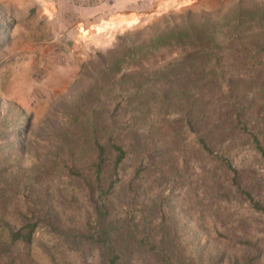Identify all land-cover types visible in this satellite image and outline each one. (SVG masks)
Instances as JSON below:
<instances>
[{"label": "trees", "instance_id": "trees-1", "mask_svg": "<svg viewBox=\"0 0 264 264\" xmlns=\"http://www.w3.org/2000/svg\"><path fill=\"white\" fill-rule=\"evenodd\" d=\"M108 54H97L100 68L45 158L22 177L0 169V264H21L12 248L28 256L40 229L98 249L102 264H135L142 252L205 264L179 248L175 198L210 237L238 223L227 211L264 215V0L171 13L119 36ZM63 181L88 200L82 228L54 214Z\"/></svg>", "mask_w": 264, "mask_h": 264}, {"label": "rangeland", "instance_id": "rangeland-1", "mask_svg": "<svg viewBox=\"0 0 264 264\" xmlns=\"http://www.w3.org/2000/svg\"><path fill=\"white\" fill-rule=\"evenodd\" d=\"M237 1L219 4L212 10H192L198 13L220 12L232 8ZM35 2L0 0V169L1 177L5 179L8 175L24 176L57 145L58 138L67 129L66 120L79 94L100 68L97 54L107 60L111 57L108 50L113 48L119 36L143 29L171 13L191 9L166 13L155 9L149 17L132 26H119L114 38L107 37L105 31L97 28L72 26L73 23L67 21L65 27L72 26L74 36H65L51 43L52 39L43 38L44 33L49 30L54 34L59 20L56 15L40 17L39 3ZM27 6L32 9H26ZM40 46L47 49L40 53L37 50ZM89 62H93L91 73L84 69ZM65 183L55 185L52 191L54 214L61 224L82 228L90 214L88 200L84 191L69 189ZM175 199L184 240L179 248L185 250L191 261L202 256L205 264H264L263 214L243 208L238 209L239 214L234 217L233 211H227L229 222L237 220L238 223L233 230H220L219 235L210 237L204 235L206 228L198 227L201 226L199 216L184 207L182 199ZM9 210L8 213L13 214L15 206L12 204ZM248 238L254 246L244 248L241 242ZM199 248H202L201 255L197 251ZM11 253V257L15 255L21 264H102L98 249L73 247L44 229L36 233L28 256L20 247H13ZM135 264L158 263L152 253L142 252Z\"/></svg>", "mask_w": 264, "mask_h": 264}, {"label": "crops", "instance_id": "crops-1", "mask_svg": "<svg viewBox=\"0 0 264 264\" xmlns=\"http://www.w3.org/2000/svg\"><path fill=\"white\" fill-rule=\"evenodd\" d=\"M28 1V0H25ZM33 2L32 0H29ZM39 3V15H56L57 27L52 32L47 31L44 37L52 39V42H58L65 36H74L72 26L82 25L85 28L89 26L105 31L107 37L116 36L119 26H132L144 17H149L155 9L162 12L171 10H181L183 8L212 10L219 4L227 3L231 0H35ZM26 9L31 10L29 6ZM61 19V20H60ZM69 19V20H66ZM49 21V20H47ZM67 21L73 25L66 28ZM61 22V23H60ZM33 26H34V22ZM61 24V25H59ZM98 30V31H99ZM87 32H90L88 29ZM39 34L41 32H38ZM50 35H49V34ZM49 35V36H48ZM41 38V36H39ZM75 38V37H74ZM51 47V46H50ZM53 47V46H52ZM51 47V48H52ZM50 48V49H51ZM47 47L40 46L37 50L40 53Z\"/></svg>", "mask_w": 264, "mask_h": 264}]
</instances>
